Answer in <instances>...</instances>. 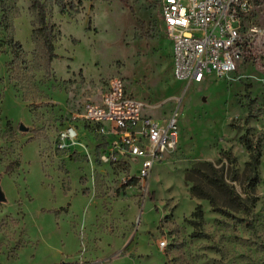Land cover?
Listing matches in <instances>:
<instances>
[{
	"label": "rangeland",
	"instance_id": "rangeland-1",
	"mask_svg": "<svg viewBox=\"0 0 264 264\" xmlns=\"http://www.w3.org/2000/svg\"><path fill=\"white\" fill-rule=\"evenodd\" d=\"M42 2L52 61L34 37L33 0H0V264H264V49L231 77L186 84L159 0ZM113 75L148 115L177 117L178 145L143 180L130 162L102 161L111 133L76 122L81 142L58 148V131ZM243 136L260 149L250 212L196 173L219 211L187 175L210 162L246 198Z\"/></svg>",
	"mask_w": 264,
	"mask_h": 264
},
{
	"label": "built area",
	"instance_id": "built-area-1",
	"mask_svg": "<svg viewBox=\"0 0 264 264\" xmlns=\"http://www.w3.org/2000/svg\"><path fill=\"white\" fill-rule=\"evenodd\" d=\"M160 15L172 42L174 77L186 84L214 76L234 75L246 58L264 49V0H159ZM264 51V50H263ZM262 51V52H263ZM57 134L58 148L80 143L76 122L111 133L112 148L102 161L130 162L145 179L158 158L179 142L177 117L160 122L145 111L151 107L128 89L123 76L113 75L87 98Z\"/></svg>",
	"mask_w": 264,
	"mask_h": 264
},
{
	"label": "trees",
	"instance_id": "trees-1",
	"mask_svg": "<svg viewBox=\"0 0 264 264\" xmlns=\"http://www.w3.org/2000/svg\"><path fill=\"white\" fill-rule=\"evenodd\" d=\"M121 1L126 2L127 0ZM33 9L37 12L38 16V25L34 30V37L38 44L42 47L48 61H52L57 57L53 42L55 25L47 21V11L42 0H33ZM242 141L250 154V158L245 169L246 183L248 186L247 190L249 191H247L248 195L246 198L242 197V195L227 182L224 169L217 168L210 162L202 164L201 166H204L203 168L201 166H197L191 169L187 175V178L194 182L192 185L193 192L199 197L208 199L211 205L219 211L225 212L224 209L220 207L214 193H212L211 189H207L206 186L221 191L228 198L230 204L238 209H243L246 212H250L256 202L253 194L258 183L260 165L258 152L260 149L259 145L247 136H243ZM196 173H199L202 176L207 184L206 186L199 178L196 177ZM137 181L138 179L134 177L128 184L133 185ZM203 214L202 206L198 205L193 212V216L196 218L190 222L197 226L199 224L198 220L203 218Z\"/></svg>",
	"mask_w": 264,
	"mask_h": 264
},
{
	"label": "water",
	"instance_id": "water-1",
	"mask_svg": "<svg viewBox=\"0 0 264 264\" xmlns=\"http://www.w3.org/2000/svg\"><path fill=\"white\" fill-rule=\"evenodd\" d=\"M3 199H5V196L0 186V200H3Z\"/></svg>",
	"mask_w": 264,
	"mask_h": 264
}]
</instances>
